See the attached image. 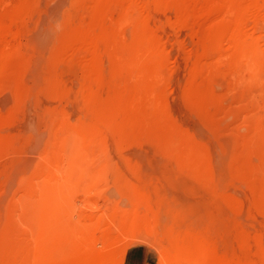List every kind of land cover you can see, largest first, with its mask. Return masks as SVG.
<instances>
[{
  "label": "rangeland",
  "instance_id": "rangeland-1",
  "mask_svg": "<svg viewBox=\"0 0 264 264\" xmlns=\"http://www.w3.org/2000/svg\"><path fill=\"white\" fill-rule=\"evenodd\" d=\"M263 28L264 0H0V264H264Z\"/></svg>",
  "mask_w": 264,
  "mask_h": 264
},
{
  "label": "bare ground",
  "instance_id": "bare-ground-1",
  "mask_svg": "<svg viewBox=\"0 0 264 264\" xmlns=\"http://www.w3.org/2000/svg\"><path fill=\"white\" fill-rule=\"evenodd\" d=\"M263 29H264V28H263ZM253 41H254V40H253ZM244 43H245V42H244ZM251 44H252V43H251ZM241 45H242V43H241ZM245 47H246V46L244 45V48H243V47H242V48H243V49H246L247 47H246V48H245ZM249 48H250V47H249ZM240 49H241V48H240ZM246 50H247V49H246ZM248 50H249V49H248ZM240 51H241V50H240ZM245 52H246V51H245ZM249 54H250V53H248V58L251 59V57L249 56ZM260 58H261V57H260ZM253 62H254V61H253ZM263 63H264V62H263ZM251 65H252V64H251ZM248 73H249V72H248Z\"/></svg>",
  "mask_w": 264,
  "mask_h": 264
}]
</instances>
